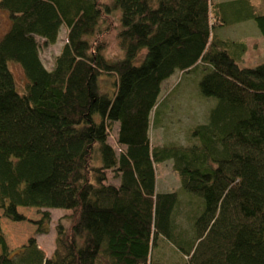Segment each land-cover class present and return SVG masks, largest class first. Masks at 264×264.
<instances>
[{"label":"trees","instance_id":"16d2710c","mask_svg":"<svg viewBox=\"0 0 264 264\" xmlns=\"http://www.w3.org/2000/svg\"><path fill=\"white\" fill-rule=\"evenodd\" d=\"M0 10L10 20L0 37V211L22 222L19 207L44 209L42 233L46 209H67L70 221L56 226L50 256L33 238L9 251L0 224V264H264V62L239 66L245 45L216 34L253 20L264 41V0H0ZM62 27L47 69L40 50ZM109 31L115 59L104 54ZM175 74H195L199 98L215 103L187 144H154L149 131L168 110L161 86ZM166 161L179 191L156 189Z\"/></svg>","mask_w":264,"mask_h":264},{"label":"rangeland","instance_id":"374dc122","mask_svg":"<svg viewBox=\"0 0 264 264\" xmlns=\"http://www.w3.org/2000/svg\"><path fill=\"white\" fill-rule=\"evenodd\" d=\"M104 1V0H103ZM215 2L227 0H212ZM10 26V20L7 12L0 10V37L7 31ZM116 31L108 32L104 37L110 43L104 54L109 59L120 57L121 51L115 38ZM216 34L219 38L232 41L233 39L244 44L246 51L238 61L239 66L254 67L264 62V41L253 20H246L237 24L225 25L217 29ZM65 42V29L62 27L58 34L57 42L40 50V58L47 69H50L53 58L59 53ZM139 60V59H138ZM139 61L135 62L138 63ZM8 68L12 72L16 83V89L19 93L24 88V77L19 65L12 62L8 63ZM195 74L184 75L180 77L175 74L169 77L161 86V97L169 93L164 105L168 106L166 118L163 127L151 128L149 137L154 144H163L165 142L187 144L186 135L187 128L202 124L207 121L208 110L211 108L215 100L212 98L200 99L197 95V78ZM176 84V85H175ZM115 124L110 134V143L113 142L116 134ZM156 189L158 192L179 191V184L176 175L171 169L169 161L158 164L156 166ZM25 220L22 222H12L2 216L0 211L1 230L5 237L9 251H14L25 245L29 238L36 241L37 247L40 248L46 256H50L56 238V226L62 224L68 228L70 221L68 220L69 210L67 209H46L49 213V221L47 224H41V228L47 226V232H38L36 222L41 219V212L44 209L22 208L17 210ZM164 257L174 259L175 255H171L172 251L167 245L160 248ZM179 255V253H178Z\"/></svg>","mask_w":264,"mask_h":264}]
</instances>
